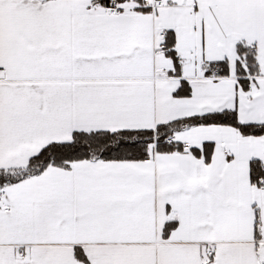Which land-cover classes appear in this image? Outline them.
Here are the masks:
<instances>
[{
  "label": "crops",
  "instance_id": "0c3cea01",
  "mask_svg": "<svg viewBox=\"0 0 264 264\" xmlns=\"http://www.w3.org/2000/svg\"><path fill=\"white\" fill-rule=\"evenodd\" d=\"M122 3L0 0V170L76 132L264 124V0ZM146 150L5 184L0 264H264V135L190 125Z\"/></svg>",
  "mask_w": 264,
  "mask_h": 264
},
{
  "label": "trees",
  "instance_id": "16d2710c",
  "mask_svg": "<svg viewBox=\"0 0 264 264\" xmlns=\"http://www.w3.org/2000/svg\"><path fill=\"white\" fill-rule=\"evenodd\" d=\"M97 3L110 6L112 2L142 3L143 0H95ZM252 60L249 61V63ZM224 124L237 127L244 135H264V124H242L236 112L225 111L205 116L185 118L171 123L159 125L154 132L123 131V132H76L70 142L52 143L34 156L27 167L14 170H0V188L5 184L34 175L45 169L49 164L67 165L70 162L86 159L139 160L147 158V145L156 138L160 143L172 136L178 129L190 125ZM156 135V137H155ZM254 182L263 172L257 162L253 164Z\"/></svg>",
  "mask_w": 264,
  "mask_h": 264
},
{
  "label": "built area",
  "instance_id": "2783aa9c",
  "mask_svg": "<svg viewBox=\"0 0 264 264\" xmlns=\"http://www.w3.org/2000/svg\"><path fill=\"white\" fill-rule=\"evenodd\" d=\"M173 0H143L142 3L135 4L136 7H149L152 9H156L160 6H163L165 4H168L172 2ZM126 9V4L122 2H112V4L108 7V11L110 14H116L123 12ZM160 35L162 37V41L164 40L165 30H160ZM167 141H170L167 139ZM258 182L262 184L264 182L263 177H259ZM7 194V191L5 188H0V200L5 198ZM212 251L210 250L205 254L206 259H210Z\"/></svg>",
  "mask_w": 264,
  "mask_h": 264
}]
</instances>
